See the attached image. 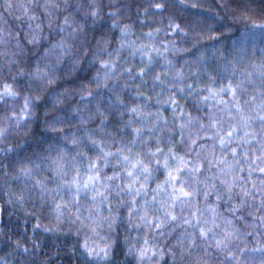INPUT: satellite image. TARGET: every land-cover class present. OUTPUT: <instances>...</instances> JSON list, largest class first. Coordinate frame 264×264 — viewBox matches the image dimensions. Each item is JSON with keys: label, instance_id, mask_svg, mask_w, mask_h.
Listing matches in <instances>:
<instances>
[{"label": "snow or ice", "instance_id": "snow-or-ice-1", "mask_svg": "<svg viewBox=\"0 0 264 264\" xmlns=\"http://www.w3.org/2000/svg\"><path fill=\"white\" fill-rule=\"evenodd\" d=\"M119 7L135 21L119 30L130 57L121 79L133 98L118 94L104 107L97 101L108 120L79 134L73 126L67 136L61 130V142L42 145L43 154L15 156L0 147L7 203L19 209L38 199L43 207L32 214L47 209L58 226L74 216L93 233L123 216L142 240L130 245L141 264L154 257L163 264H240L237 253L245 264H255L258 253L264 264V46L259 61L236 55L264 45V28L242 32L226 53L217 18L198 17L192 34L185 30L190 18L181 10L210 16L204 3L132 0ZM189 45L201 50L180 59ZM245 245L251 251L240 252ZM80 247L89 258L110 256L99 241Z\"/></svg>", "mask_w": 264, "mask_h": 264}, {"label": "clouds", "instance_id": "clouds-1", "mask_svg": "<svg viewBox=\"0 0 264 264\" xmlns=\"http://www.w3.org/2000/svg\"><path fill=\"white\" fill-rule=\"evenodd\" d=\"M192 2L206 4L211 15L182 9L183 16L190 18L183 21L185 30L192 34L198 17L217 18L224 30L216 35L226 53L242 32L258 33L264 28V0ZM130 3L132 0H0V147L9 146L15 156L30 151L43 154L42 145L61 142L57 135L61 130L67 136L73 126L71 131L79 134L108 120L107 108L96 111L97 101L104 107L115 103L118 94L133 98L134 89L121 79L124 62L130 57L127 49H121L119 35L120 29L127 31L135 24L119 7ZM134 37L142 38L138 29ZM261 46L258 41L255 48L249 46L236 55L259 61ZM200 50L189 45L187 55L179 58L188 59ZM12 176V187L17 188L16 173ZM7 200L0 178V264H141L130 245L142 240L133 237L123 216L114 226L105 225L93 233L74 216H66L58 226L47 209L32 214L33 207H43L38 199L33 206L19 209ZM84 240L109 245L108 260L89 258L80 247ZM259 248L264 249V244ZM245 249L251 251L252 245L239 251ZM236 260L245 264L239 253ZM153 261L163 264L160 258ZM143 264H149L148 260ZM255 264H261L258 253Z\"/></svg>", "mask_w": 264, "mask_h": 264}]
</instances>
